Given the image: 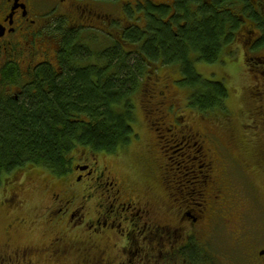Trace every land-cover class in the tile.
Wrapping results in <instances>:
<instances>
[{"label": "flooded vegetation", "instance_id": "flooded-vegetation-1", "mask_svg": "<svg viewBox=\"0 0 264 264\" xmlns=\"http://www.w3.org/2000/svg\"><path fill=\"white\" fill-rule=\"evenodd\" d=\"M124 1L134 2L133 10L137 16L132 23L128 21L125 10L131 3L126 4ZM177 1L0 0V98H13L18 102L25 94L32 93L34 89L31 90L30 87L35 85L37 72L47 65L58 73L62 72L64 65L61 53L65 44L63 40L67 36L74 39L73 46L83 45L91 50L94 41L100 39L104 42L98 48L103 52L113 48L115 43L121 47L127 45L141 49L145 45L144 41H149L154 34L149 31L150 22L146 15H138L135 10L140 3L144 6L150 2L159 8L160 4L167 2L166 5L172 7V13L168 16V20L172 22L168 23L176 32L173 18L176 15L174 6ZM253 28L250 23L245 27L248 33L245 38L250 43L248 54L254 53V56L247 57L246 60L254 64L251 72L257 79L264 76V44L260 43L264 40V29L260 27L257 34ZM135 38L139 41L130 40H136ZM50 53L54 55H48ZM90 64H93L92 60ZM152 77L146 92L153 117L160 121L166 117V113H161L160 107L167 103V90L170 86L162 81L163 77L158 73ZM161 83L167 86L161 88ZM262 84V87L257 83L253 86L256 89L253 91L254 100L260 102V109H264V83ZM149 113L151 115L150 110ZM174 118L177 123V133L174 135L176 139L181 138V143L190 142V145L192 142L194 145L199 144L195 153H205L202 156L205 162L201 161L199 164L200 160L198 161L200 169L192 172L195 174L194 178L186 181V186L183 185L185 180H182V175H179L182 174L180 170L177 171L178 176H174L175 180L171 178L167 182L168 187L172 183L176 184L179 193L183 192L180 193L183 195L182 199L188 196L189 201L197 206L191 208L193 213L179 208L176 212L177 228L169 226L165 229L155 218L157 211L161 209L155 207V202L164 204L163 202L168 201L156 195L151 180L140 184V180L133 182L125 176L124 181L122 176L112 173L110 166L104 161L101 163L102 159L93 150L81 146L80 150H74L68 156L69 166L64 175L51 174L48 179L45 178L47 175L40 178L43 173H36L38 176H25V183L30 188L16 191L14 186L11 187L8 203L3 202L1 205L6 208L16 207L19 211H15L14 217L5 225L6 231L25 227L29 232L28 237H34L35 241L31 243L29 239L21 245L15 243L13 246L2 242L0 264H42L55 262V259L61 263L70 249H74L78 258L83 259L82 264H246V261L248 264H264L263 226L256 225L257 229L254 228L250 219L246 218L247 212H243L245 208L239 212L238 209L233 212L229 209L235 208L237 204L244 205L242 199L239 202L236 199L228 200V207L225 204L223 207L222 203L219 204L221 208L215 205L223 186L226 187L224 193L234 197L230 193V187L233 188L235 184L232 183L231 176L227 175L226 164L219 167V163H224L222 158L225 154H222V149L220 148V155L207 147L203 152L202 149L206 146L203 135L183 119L176 116ZM180 123L185 127L181 128ZM225 147L233 151L227 144ZM193 159L194 157H190L189 161ZM168 160L171 162L172 159ZM151 166H159V159L155 158ZM203 167L206 171L202 170ZM212 168H215V176L219 181L222 180V184L207 187L209 175L206 172ZM252 176L253 173L249 174V178ZM250 183L255 184L253 180ZM143 187L146 189L143 190ZM34 193L38 194L36 198L39 203L32 204ZM254 193L255 196L258 195ZM24 206H29L27 213ZM194 210H198V213H194ZM223 220L229 221L227 227ZM218 225L225 227L222 231L224 235L230 236L232 243L225 256L227 262L225 259L217 261L218 255H215L209 245L205 246L207 238L213 237ZM180 226L183 229L190 226L189 232L179 233ZM39 233L41 237L38 236ZM206 254L211 255L209 260H206Z\"/></svg>", "mask_w": 264, "mask_h": 264}, {"label": "trees", "instance_id": "trees-1", "mask_svg": "<svg viewBox=\"0 0 264 264\" xmlns=\"http://www.w3.org/2000/svg\"><path fill=\"white\" fill-rule=\"evenodd\" d=\"M124 3H131L125 10L135 21L134 2ZM166 4L157 8L150 2L140 3L135 9L138 15H146L149 31L154 34L138 52L129 53L137 57L131 58L117 43L104 52L73 46L74 39L67 36L61 53L62 72L47 65L37 72L32 93L18 102L0 98V185L8 176H38L41 169L64 175L68 156L78 146L110 153L128 147L134 135L132 98L142 89L138 82L149 66L155 72L161 65L178 63L184 74L180 83L194 89L192 109L208 112L215 108L222 116H229L223 104L228 96L224 83L199 77L193 60L210 65L219 62L225 50L236 43L244 18L264 29L263 15L254 7L262 8L263 1L178 0L173 18L176 32L168 23L172 22L168 20L172 7ZM138 38L130 40L138 42ZM198 149L199 144L195 151ZM195 155L200 160L205 153ZM206 255L207 260L211 255Z\"/></svg>", "mask_w": 264, "mask_h": 264}, {"label": "rangeland", "instance_id": "rangeland-1", "mask_svg": "<svg viewBox=\"0 0 264 264\" xmlns=\"http://www.w3.org/2000/svg\"><path fill=\"white\" fill-rule=\"evenodd\" d=\"M262 1L264 4V0ZM254 7L264 18V6L261 8L254 5ZM240 9L241 7L236 10L240 12ZM128 19L129 22H134L130 14H128ZM245 21L244 18L241 29L237 35L236 43H233L225 50L219 62L210 65L197 58L193 60L195 72L199 77L224 83L228 98L226 97L224 99L223 104L228 109V117L222 116V114L219 113L221 111L220 109L214 108V110L208 112L192 109L193 102H191V98L194 89L192 90L190 86H183V83H180L179 80H183L184 74L178 63L170 66L161 65L155 72H151L150 70L154 69V67L149 66L144 77H141L138 82V85L142 86V89H138L132 98V103L135 106L133 108L134 122L132 121L135 136H132V143L128 147H119L118 150L113 153L108 151H95L97 156L102 159L101 163L104 161V163L110 166V171L118 176H122L124 181L125 176L133 182L140 180V184H144L145 181H152L154 184V186H152L153 188L155 187L153 190L154 192L156 190V195L168 201V203L163 202L164 204L155 202V207L161 208L157 211L155 218L158 219L157 221H159L165 229L169 228V226H172V229L179 226L177 225L178 217H176V212L179 211V208H184L187 213H193L191 208L197 207L194 202L189 201L188 196L182 199L183 195L181 194H183V192L181 191V194L179 193L176 184L174 185L172 183L170 187H168L167 182L171 178L174 179L175 175L178 176L177 171L180 170L182 174L179 175H182V180H185L183 181V185L186 186V181H190L194 178L195 174L192 172H198L200 169H198V166L203 160V158H200L199 161V158L195 155L194 159L189 161L190 157H193L192 155L196 147H198V144L191 146L190 142L185 141L180 145L178 144L182 139L177 140L174 136L175 133H177V130H175L177 123L174 116L180 117L179 115H185L183 121L192 125L195 130L200 132V135H203L206 147L209 150L217 152L218 155H220L219 153H221L222 149V154H225L224 158H222V162L224 163H219V167L222 168V165L226 164L227 175L231 176L232 183L235 184L233 188L230 187V193L234 197L226 195L224 193L226 187L223 186L221 193L219 192V197L215 205L219 206V204L222 203L224 207V204L226 205L228 200L234 199L235 201L236 199V202H239L241 198L245 204H237L235 208L230 207V211L233 212L238 209L239 212L242 208H245L243 212H247L246 218L250 219V224L254 225V228H256V225H262L264 229V109H260L259 106L261 104L257 100H254L253 93V91L256 90L255 87H253L255 83L262 87L264 76L255 79V75L251 72V69L254 68V64L247 61L246 58L254 56V53L249 52L248 54L250 43H248L245 38V35L248 34L245 27L248 26L249 23L254 27L253 29L256 30L257 34V30H260V27L263 28V25L258 24L256 26L253 21H248L247 23ZM111 33L113 34L114 30ZM100 35H103V33H100ZM103 42V39L94 41L93 51L94 49H99L98 47H102ZM122 49L128 52V54L130 52L139 51V49L127 45ZM251 50H253V48H251ZM48 55L53 56L54 53ZM129 56L131 58L137 57L135 53H131ZM149 71L150 73H148ZM156 73L162 76V81L168 83L170 86V89L168 87L167 90V103L160 107L161 113H166V117L160 121L153 117V111L149 108L150 100L148 98V92H146V87H148L153 78L152 76ZM185 81L187 80L185 79ZM160 86L162 88L167 85L161 83ZM144 88L145 90H143ZM169 90L172 92H169ZM151 107L154 108L153 105ZM149 110L151 111V115ZM174 110L182 112H172ZM179 125L181 128L185 127L182 123ZM163 127L165 129H163ZM199 142L202 143V141ZM225 144L231 147L233 151L226 148ZM80 147L81 146H78L74 150H80ZM71 154L72 152L70 156ZM197 154L199 155V153ZM155 158L159 159V166L153 168L151 163ZM168 158L172 159L171 162ZM194 161L197 163L194 164ZM218 161H220V159H218ZM202 170L206 171V168L203 167ZM210 170L211 172L209 173ZM41 172L43 175L40 178L47 175L45 178L50 179L51 172L46 169H41ZM251 173H253L254 176L249 178V174ZM206 174L209 175L207 187L222 184V180L219 181L215 176V168L209 169ZM155 176H158V179H155ZM250 180H253L255 184L251 185ZM176 181L178 182L179 180L176 178ZM37 182L40 181L37 180ZM13 186L16 188V191L31 187L29 184L25 183V176H23L22 173L18 174L17 177L8 176L3 184L0 185V245L2 242H7L12 246L15 243V245H21L26 240L30 239V237H28L29 232H27L28 230L25 227H17L11 231H6L5 225L9 222L10 218L14 217L16 214L15 211H19L16 207L13 208L8 206L6 208L4 205H1L3 202L8 203L9 191ZM142 189L144 190L146 187ZM181 189L180 187V190ZM254 192L258 195L255 196ZM186 193L187 192H185V194ZM32 195L35 196L32 204L39 203V200L36 198L38 194L34 193ZM29 206L27 208L24 206L26 213ZM196 211L198 213V210ZM196 211L194 210V213H196ZM224 216L228 217L227 214ZM187 217L188 215L186 216V224L188 223ZM222 222L226 227L229 224L227 220H223ZM232 222L234 223V220ZM189 227L183 229L180 226L178 232H189ZM224 228V226L218 225L213 237L207 238V241L204 242L205 246L209 245V248L215 255H218L217 261L225 259L227 262L228 259H226L225 256L230 251L232 243L231 239H229L230 236L227 234L224 235L222 231ZM38 236L41 237V233H39ZM29 241L33 243L35 238L33 237V239ZM67 254L68 256L66 259L61 263L59 260L55 259V262L52 261L42 264H82L81 261L83 259L80 257L78 258V254L74 249H70V253ZM246 264H248L247 261Z\"/></svg>", "mask_w": 264, "mask_h": 264}]
</instances>
